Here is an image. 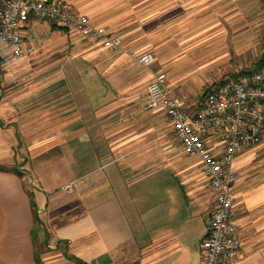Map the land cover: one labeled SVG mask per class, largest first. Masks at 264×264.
I'll use <instances>...</instances> for the list:
<instances>
[{"label": "crops", "instance_id": "crops-1", "mask_svg": "<svg viewBox=\"0 0 264 264\" xmlns=\"http://www.w3.org/2000/svg\"><path fill=\"white\" fill-rule=\"evenodd\" d=\"M63 1L121 46L33 18L21 29L33 55L15 60L0 40V264H200L215 195L146 87L163 74L194 111L259 71L264 49L244 57L264 37L251 23L264 0ZM206 144L220 156L217 136ZM233 171L230 264H264V132Z\"/></svg>", "mask_w": 264, "mask_h": 264}, {"label": "built area", "instance_id": "built-area-1", "mask_svg": "<svg viewBox=\"0 0 264 264\" xmlns=\"http://www.w3.org/2000/svg\"><path fill=\"white\" fill-rule=\"evenodd\" d=\"M29 18L49 21L58 28L77 32L105 48L119 50L121 46L120 36L94 26L66 1L0 0V40L6 43L15 60L35 52L31 45L24 43L21 35ZM153 60L152 53L146 52L138 58V63L148 66ZM146 91L147 107L162 108L167 114L183 151L199 160L215 195L208 232L199 245L200 264H230L240 250L231 197L236 182L233 160L242 147L259 144L264 132V65L259 71L229 80L207 92L194 111L186 110L184 100L170 94L163 74H156ZM209 135L217 136L222 146L220 156L208 148Z\"/></svg>", "mask_w": 264, "mask_h": 264}, {"label": "rangeland", "instance_id": "rangeland-1", "mask_svg": "<svg viewBox=\"0 0 264 264\" xmlns=\"http://www.w3.org/2000/svg\"><path fill=\"white\" fill-rule=\"evenodd\" d=\"M251 23H253V25L256 24L257 26H260V31L264 30V11L263 14L258 12L256 16L254 15L253 18H251ZM262 32L260 33L258 31L257 34L253 35V37L258 40V42H255V40L251 43V52L249 55L244 57V62L247 67H251V64L258 60L261 51L264 49V37ZM238 62H240V60H238Z\"/></svg>", "mask_w": 264, "mask_h": 264}, {"label": "trees", "instance_id": "trees-1", "mask_svg": "<svg viewBox=\"0 0 264 264\" xmlns=\"http://www.w3.org/2000/svg\"><path fill=\"white\" fill-rule=\"evenodd\" d=\"M226 83V82H225ZM224 84V83H223ZM207 93V92H206Z\"/></svg>", "mask_w": 264, "mask_h": 264}]
</instances>
